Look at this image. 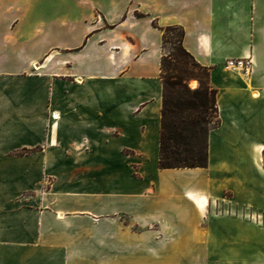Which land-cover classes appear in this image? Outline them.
<instances>
[{
	"label": "crops",
	"instance_id": "1",
	"mask_svg": "<svg viewBox=\"0 0 264 264\" xmlns=\"http://www.w3.org/2000/svg\"><path fill=\"white\" fill-rule=\"evenodd\" d=\"M167 26L216 90L206 167H158ZM246 56L250 73L225 66ZM224 222L234 251L212 255ZM257 222L264 0H0V264H145L179 244L189 264H264Z\"/></svg>",
	"mask_w": 264,
	"mask_h": 264
},
{
	"label": "trees",
	"instance_id": "2",
	"mask_svg": "<svg viewBox=\"0 0 264 264\" xmlns=\"http://www.w3.org/2000/svg\"><path fill=\"white\" fill-rule=\"evenodd\" d=\"M162 30L158 167H206L208 132L219 123L209 68L184 48L182 27L167 26ZM190 79L197 80L198 85L191 88Z\"/></svg>",
	"mask_w": 264,
	"mask_h": 264
},
{
	"label": "rangeland",
	"instance_id": "3",
	"mask_svg": "<svg viewBox=\"0 0 264 264\" xmlns=\"http://www.w3.org/2000/svg\"><path fill=\"white\" fill-rule=\"evenodd\" d=\"M216 119H217L216 114L214 113L213 114V120H216ZM247 214H249V215H247ZM247 214L245 216H243V218L256 222V217H255V215L253 217V213H247ZM258 220L259 219H257V221ZM258 225L264 228V222L263 223L261 222V224L259 222ZM233 229H234V224L229 223V222H224L219 227H216L214 229V232H213V239L214 240H212L207 245V247L210 248L209 253H211L212 255H213V253L225 255L227 253L233 252L234 251L233 250L234 245L232 244ZM237 249H238V247H237ZM177 251L178 252H180V251L186 252L187 250H185V245L179 244ZM178 252H176L175 255H172L168 259H162L159 261L147 260V261H145V264H189L190 259L182 256L183 255L182 253L177 254ZM222 262L223 261H221V260H216L213 257H210V258H207L206 260H203L202 262L201 261H194L192 264H222ZM224 263L232 264V260H225Z\"/></svg>",
	"mask_w": 264,
	"mask_h": 264
},
{
	"label": "built area",
	"instance_id": "4",
	"mask_svg": "<svg viewBox=\"0 0 264 264\" xmlns=\"http://www.w3.org/2000/svg\"><path fill=\"white\" fill-rule=\"evenodd\" d=\"M225 66L230 69L240 70L245 73H250L252 71V58L251 56L238 57V58H228L225 61ZM258 215H255V217ZM254 217V214H253Z\"/></svg>",
	"mask_w": 264,
	"mask_h": 264
},
{
	"label": "bare ground",
	"instance_id": "5",
	"mask_svg": "<svg viewBox=\"0 0 264 264\" xmlns=\"http://www.w3.org/2000/svg\"><path fill=\"white\" fill-rule=\"evenodd\" d=\"M189 85L191 87H195L196 86V80H190Z\"/></svg>",
	"mask_w": 264,
	"mask_h": 264
}]
</instances>
